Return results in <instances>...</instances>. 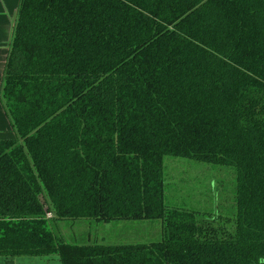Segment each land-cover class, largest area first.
<instances>
[{"label": "trees", "instance_id": "obj_1", "mask_svg": "<svg viewBox=\"0 0 264 264\" xmlns=\"http://www.w3.org/2000/svg\"><path fill=\"white\" fill-rule=\"evenodd\" d=\"M1 99V257L264 264V0H20ZM166 156L233 167V218L170 207ZM66 219L163 239L74 244Z\"/></svg>", "mask_w": 264, "mask_h": 264}, {"label": "rangeland", "instance_id": "obj_2", "mask_svg": "<svg viewBox=\"0 0 264 264\" xmlns=\"http://www.w3.org/2000/svg\"><path fill=\"white\" fill-rule=\"evenodd\" d=\"M164 171L166 202L170 207L196 211L201 220L224 222L227 218H233L236 211L237 187L236 172L233 167L166 156ZM217 217L218 219H216ZM75 222H81V219L75 221L66 219L52 223L57 233L67 235L66 241L79 244L82 243V238L73 233ZM126 222L134 224L133 226H136L142 236L132 232L126 241L113 242L116 243L115 245L152 243L163 239L164 224L162 220ZM31 258L34 257L18 258L17 263L21 264L20 260L27 262V260H32Z\"/></svg>", "mask_w": 264, "mask_h": 264}, {"label": "crops", "instance_id": "obj_3", "mask_svg": "<svg viewBox=\"0 0 264 264\" xmlns=\"http://www.w3.org/2000/svg\"><path fill=\"white\" fill-rule=\"evenodd\" d=\"M19 5L20 0H0V139H13L17 136L1 99V89ZM47 216L51 218L53 214L49 213ZM77 223L75 222L73 226V228H75L73 233L76 236H81L82 243H79L81 245L106 244V242L107 244H116L113 242L117 240L126 241L129 234L132 232L135 233V235L141 233L137 230L136 226H133L134 224L126 221L101 222L91 219H81V222ZM60 235L64 239L67 237V235L64 234ZM139 236H142V234ZM56 256L57 255L34 257L31 258L32 260H27V262H23L24 260H20V262L21 264H62L59 256ZM18 258L12 259L15 264H18ZM8 260L9 259L0 256V264H6Z\"/></svg>", "mask_w": 264, "mask_h": 264}, {"label": "water", "instance_id": "obj_4", "mask_svg": "<svg viewBox=\"0 0 264 264\" xmlns=\"http://www.w3.org/2000/svg\"><path fill=\"white\" fill-rule=\"evenodd\" d=\"M6 264H15V262L13 260H8Z\"/></svg>", "mask_w": 264, "mask_h": 264}, {"label": "built area", "instance_id": "obj_5", "mask_svg": "<svg viewBox=\"0 0 264 264\" xmlns=\"http://www.w3.org/2000/svg\"><path fill=\"white\" fill-rule=\"evenodd\" d=\"M49 216H51V215H49Z\"/></svg>", "mask_w": 264, "mask_h": 264}]
</instances>
